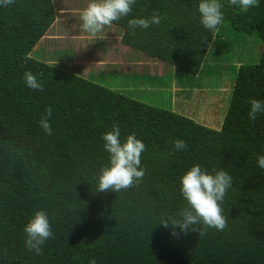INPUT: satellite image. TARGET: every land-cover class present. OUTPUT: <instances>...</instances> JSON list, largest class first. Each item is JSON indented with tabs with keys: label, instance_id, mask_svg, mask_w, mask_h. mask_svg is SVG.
<instances>
[{
	"label": "trees",
	"instance_id": "1",
	"mask_svg": "<svg viewBox=\"0 0 264 264\" xmlns=\"http://www.w3.org/2000/svg\"><path fill=\"white\" fill-rule=\"evenodd\" d=\"M168 1L136 0L112 23L124 31L121 44L196 76L223 28L260 41L259 60L234 71L219 130L35 58L56 22L52 0L0 6V264H264V169L256 160L264 155V114L248 116L251 99L264 101V0L247 12L220 0L223 22L215 32L200 24V0H177L172 8ZM156 13L159 25L132 34L130 19ZM27 70L42 73L43 91L26 86ZM48 106L51 135L39 124ZM114 122L122 142L135 133L145 144L146 174L120 193L99 192L95 176L109 160L102 134ZM175 139L187 148L177 151ZM196 163L209 172L223 168L233 181L221 205L227 228L202 237L159 223L187 206L180 178ZM37 211L54 234L42 254L26 247L23 231Z\"/></svg>",
	"mask_w": 264,
	"mask_h": 264
},
{
	"label": "rangeland",
	"instance_id": "2",
	"mask_svg": "<svg viewBox=\"0 0 264 264\" xmlns=\"http://www.w3.org/2000/svg\"><path fill=\"white\" fill-rule=\"evenodd\" d=\"M71 1L54 0L56 22L34 50L35 58L40 56L49 64L76 72L112 91L215 130L220 129L228 109L234 71L260 58L257 36L223 28L196 76L180 74L172 66L141 54L138 63L133 64L134 56L126 49L114 52L112 41L118 31L91 35L82 30L80 12L90 0ZM68 2L72 5H64ZM39 48L43 51L39 52ZM115 58L118 62L122 59L123 66H117Z\"/></svg>",
	"mask_w": 264,
	"mask_h": 264
},
{
	"label": "clouds",
	"instance_id": "3",
	"mask_svg": "<svg viewBox=\"0 0 264 264\" xmlns=\"http://www.w3.org/2000/svg\"><path fill=\"white\" fill-rule=\"evenodd\" d=\"M15 0H0V6L13 4ZM136 0H90L87 6L80 12L81 28L84 32L95 35L106 26L111 27L114 21L128 16L132 12V5ZM260 0H229V4L237 6L242 12L250 8L259 7ZM222 4L220 0H200L198 11L200 24L207 30L215 32L218 25L223 22ZM163 17L158 13L150 18H134L128 21L129 29L135 34L137 27L148 29L151 25H159ZM115 26V25H114ZM118 27V26H117ZM211 48V46H209ZM30 57L26 56L25 61ZM31 70L23 73L26 86L32 90L43 91V84ZM249 119L255 121L258 114H264V101L251 99ZM52 107L48 106L39 120L40 127L48 135L52 134L49 118L52 115ZM121 129L114 122L112 129L102 134L104 149L109 154L106 165H102L95 180L96 191L107 192L109 190L120 193L133 186H138L145 176V169L141 167V155L145 151V144L137 139L136 134L127 135L124 142L120 139ZM173 145L177 151L187 148L184 140L175 139ZM259 168L264 169V155L256 158ZM232 177L223 168L213 169L209 172L199 163L190 167L180 178V193L187 206L180 209L176 216H168L160 220V224L168 228H179L184 234L190 230L198 232L199 237L205 235L210 228L223 231L227 228V217L221 207L224 197L232 187ZM25 245L36 254H42V246L53 237L51 225L44 211H37L24 227ZM173 235H176L173 232ZM89 264H96L90 260Z\"/></svg>",
	"mask_w": 264,
	"mask_h": 264
},
{
	"label": "crops",
	"instance_id": "4",
	"mask_svg": "<svg viewBox=\"0 0 264 264\" xmlns=\"http://www.w3.org/2000/svg\"><path fill=\"white\" fill-rule=\"evenodd\" d=\"M53 1V5H54V0H52ZM75 1H77V0H72L71 2H75ZM78 2V1H77ZM176 2H178L177 0H169L168 1V4H169V6L172 8V6H173V4L174 3H176ZM64 3H62V5H63ZM64 5H72L71 3H69L68 2V4H64ZM55 8V7H54ZM173 11H175L176 10V8H173L172 9ZM55 12H56V10H55ZM177 12H178V10H177ZM176 12V13H177ZM115 27V28H114ZM118 31L119 32V34H116V36H114V38H113V36H112V38L114 39L113 41H112V43H114V48H115V53H117L118 52V50L117 49H119V50H123V49H126L127 51H129L130 50V52L132 53V55L134 56V59L135 60H132V63L133 64H136V63H138V61H139V59H140V54L138 53V52H135V51H133V50H131V49H129L128 47H125L124 45H122L121 44V39H122V36H123V34H124V31L120 28V27H117V26H114V25H112L111 27H105V29L104 30H102L104 33H107V32H113V31ZM105 35L104 34H102V37H104ZM109 36H111V35H108V37ZM146 58H149V59H151L152 60V58L151 57H147V56H145ZM120 58H121V56H120ZM121 61L120 62H118V59H116L115 58V63H116V65L117 66H123L122 65V59H120ZM154 60V59H153Z\"/></svg>",
	"mask_w": 264,
	"mask_h": 264
}]
</instances>
